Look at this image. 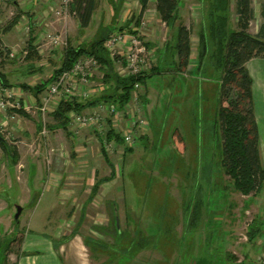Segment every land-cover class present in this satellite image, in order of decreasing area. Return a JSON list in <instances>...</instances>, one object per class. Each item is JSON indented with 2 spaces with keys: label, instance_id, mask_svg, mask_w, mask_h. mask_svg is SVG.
I'll return each instance as SVG.
<instances>
[{
  "label": "rangeland",
  "instance_id": "374dc122",
  "mask_svg": "<svg viewBox=\"0 0 264 264\" xmlns=\"http://www.w3.org/2000/svg\"><path fill=\"white\" fill-rule=\"evenodd\" d=\"M208 1L179 0L180 21L191 31L194 52L185 67L174 56L177 27L162 21L155 1L140 16L139 0H98L93 20L84 28L65 0H0V64L10 84L0 86L13 92L4 94L6 104L0 105V133L17 152L15 159L0 149V241L10 243L8 264L17 263L33 230L61 246L62 264H235L263 257L262 215L248 211V198L222 164V71L208 55L199 62V35L208 34ZM231 10V26L236 27V0ZM19 12L18 23L6 28ZM108 33L110 38L137 35L145 41L147 69L117 73L145 74L146 82H137L138 89L135 84L124 108L115 103L87 106L70 113L67 131L52 128L51 113L60 100L45 112L40 106L52 83L38 99L22 84L35 86L51 77L68 44H88ZM48 35L60 36L66 44L54 47ZM32 36L36 51L27 57ZM105 69L102 64L94 69L86 86L89 96L70 99L87 102L114 92V80L103 82ZM72 113L91 120L81 125ZM111 128L132 135L129 143L104 141L112 165L102 153ZM112 167L115 178L90 199L96 181L110 177ZM250 195L252 201L264 196V186ZM17 205L23 210L16 223ZM249 225L258 229L253 241L248 240ZM87 238L101 244L91 248Z\"/></svg>",
  "mask_w": 264,
  "mask_h": 264
},
{
  "label": "trees",
  "instance_id": "16d2710c",
  "mask_svg": "<svg viewBox=\"0 0 264 264\" xmlns=\"http://www.w3.org/2000/svg\"><path fill=\"white\" fill-rule=\"evenodd\" d=\"M139 1L141 3L140 16L146 11L149 2L155 1L162 21L168 27H177L176 53H174V56L178 57L179 66L188 67L192 55V35L189 27L180 21L179 0ZM208 2L209 26H206L208 34L203 31L199 35V62L203 63L208 55L211 64L222 71L218 107V117L221 121L223 135L224 157L222 164L225 173L233 180L236 189L243 195H250L261 190L264 185V166L260 157L259 135L252 97L253 80L246 63L253 57L264 56V38L250 32V24L254 19L252 0H236V27L231 26L232 0H209ZM69 6L71 12L78 18L80 26L86 28L93 20L98 7V0H72ZM21 15L19 12L6 28L16 25ZM138 20L139 17L135 21L136 25H139ZM132 22L133 20L130 21V23ZM121 30L124 29L121 28ZM130 32L137 33L138 31L137 29H130ZM109 35V33L103 34L88 44H68L60 66L53 72L51 77L35 86L22 84L25 90L31 91L38 99L50 83L64 71L70 70L75 62L84 56H93L102 66L106 67L103 82L107 84L108 82L114 83L115 81L114 92H103L99 97L87 102H82L76 98L61 100L56 109L51 113L54 119L52 128L57 127L67 131L70 123V113L72 111L81 112L87 106L115 103L118 107L124 108L131 100L135 84L137 82H146L148 76L145 74L122 77L117 73L115 59L110 56L109 51L105 47V42ZM35 41L36 38L33 36L28 40L27 57H32L35 53ZM157 68L158 66L152 68L153 72L151 74L155 73ZM0 83L4 86H10L7 75L1 69V64ZM224 102H227V105H224ZM18 111L27 115L23 109ZM39 127L41 128V124H39ZM102 141V153L105 159L112 165L113 163L109 159L105 142L115 141L118 144H122L125 143V139L111 128ZM0 149L7 151L11 156L17 155L15 149L11 147L6 139H0ZM128 150L131 151L132 148L128 147ZM115 176L116 168L112 167L110 177H102L96 181L90 199L98 192L101 184L110 181L111 178L114 179ZM195 209H197V215H199L201 211L200 207L196 206ZM116 229L120 232L118 224H116ZM257 231L258 229H254L252 225H249V241L256 239ZM98 242L92 238L89 240L87 238L86 240V243L91 248L101 244ZM9 245L10 243L8 242L4 243L0 241V264H8L7 253L10 251ZM132 247L133 243L130 249ZM232 257L236 262L238 261L237 258L235 259V256ZM235 264H255V262H247L244 259Z\"/></svg>",
  "mask_w": 264,
  "mask_h": 264
},
{
  "label": "built area",
  "instance_id": "2783aa9c",
  "mask_svg": "<svg viewBox=\"0 0 264 264\" xmlns=\"http://www.w3.org/2000/svg\"><path fill=\"white\" fill-rule=\"evenodd\" d=\"M71 1L72 0H65L68 6ZM61 12L60 10L57 11L59 14ZM48 36L54 47L60 44H66L60 36ZM105 46L110 56L115 59V61L119 62L117 67L120 74H139L146 70L149 65L150 57L148 54H150V51L145 41L137 35L115 34L111 38L109 37ZM99 66H101V64L93 56H84L76 61L70 70L60 74L49 86L47 93L43 96V105H40L42 106V111L45 112L46 107L50 104L52 105V103L58 104V99L61 101L62 99H70L78 96H89L91 90L87 89L86 86L91 81L90 77L93 75L94 69ZM3 87L2 85L0 86V105L6 104L4 102V94H8V96L13 94L12 91H8ZM139 87L140 85L136 83L135 88L138 89ZM72 118L81 125L88 124L91 120V117L78 113H74ZM135 123V125L138 124L137 120ZM140 123L145 124V120L141 119ZM123 138L125 142H131V131L128 133L126 132ZM257 262L258 264H264V255L262 258L258 257L255 264Z\"/></svg>",
  "mask_w": 264,
  "mask_h": 264
},
{
  "label": "crops",
  "instance_id": "0c3cea01",
  "mask_svg": "<svg viewBox=\"0 0 264 264\" xmlns=\"http://www.w3.org/2000/svg\"><path fill=\"white\" fill-rule=\"evenodd\" d=\"M252 7L254 10V19L250 24V32L264 38V0H252ZM204 11H208V8H204ZM255 23H259V25L257 24V27H254ZM193 53L194 52L192 50V54ZM118 64L119 62L116 61L115 67L117 71ZM246 66L253 80L252 97L254 101V111L259 135L260 157L264 166V56L251 58L246 63ZM243 196L248 198L246 199L247 203L245 204L248 205V211L261 213L264 223V196H258L257 199L255 198V201L250 199L251 195ZM262 239L264 243V235ZM22 244L23 252L20 253L16 259V264H62V259L59 257V255H61V246H57V248L54 243H52L51 238H48L43 233H40V231L33 230L30 235L26 236Z\"/></svg>",
  "mask_w": 264,
  "mask_h": 264
},
{
  "label": "water",
  "instance_id": "95a60500",
  "mask_svg": "<svg viewBox=\"0 0 264 264\" xmlns=\"http://www.w3.org/2000/svg\"><path fill=\"white\" fill-rule=\"evenodd\" d=\"M0 139L1 140H5L4 136L1 133H0ZM22 210H23L22 206L21 205H17V212L15 214V220L16 221L19 220V217H20V215L22 213Z\"/></svg>",
  "mask_w": 264,
  "mask_h": 264
}]
</instances>
